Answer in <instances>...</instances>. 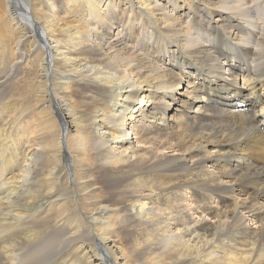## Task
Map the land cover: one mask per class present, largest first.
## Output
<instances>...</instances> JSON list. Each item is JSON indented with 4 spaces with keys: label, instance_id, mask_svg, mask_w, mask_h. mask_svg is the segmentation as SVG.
I'll return each instance as SVG.
<instances>
[{
    "label": "bare ground",
    "instance_id": "6f19581e",
    "mask_svg": "<svg viewBox=\"0 0 264 264\" xmlns=\"http://www.w3.org/2000/svg\"><path fill=\"white\" fill-rule=\"evenodd\" d=\"M260 91L264 0H0V264H264Z\"/></svg>",
    "mask_w": 264,
    "mask_h": 264
}]
</instances>
